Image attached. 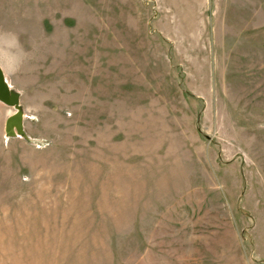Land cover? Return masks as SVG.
<instances>
[{"label": "rangeland", "instance_id": "rangeland-1", "mask_svg": "<svg viewBox=\"0 0 264 264\" xmlns=\"http://www.w3.org/2000/svg\"><path fill=\"white\" fill-rule=\"evenodd\" d=\"M0 264H264V0H0Z\"/></svg>", "mask_w": 264, "mask_h": 264}, {"label": "water", "instance_id": "water-1", "mask_svg": "<svg viewBox=\"0 0 264 264\" xmlns=\"http://www.w3.org/2000/svg\"><path fill=\"white\" fill-rule=\"evenodd\" d=\"M0 103L13 109L4 122V135L7 138L24 136L23 132V113L19 103V95L11 90L4 79V74L0 69Z\"/></svg>", "mask_w": 264, "mask_h": 264}]
</instances>
